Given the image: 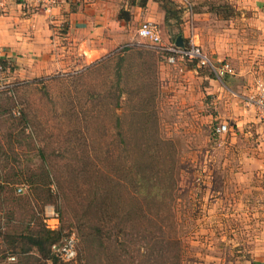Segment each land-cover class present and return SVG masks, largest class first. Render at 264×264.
Wrapping results in <instances>:
<instances>
[{"label":"rangeland","instance_id":"1","mask_svg":"<svg viewBox=\"0 0 264 264\" xmlns=\"http://www.w3.org/2000/svg\"><path fill=\"white\" fill-rule=\"evenodd\" d=\"M176 1L178 17L159 24L163 41L186 40L193 19L195 42L232 75L167 63L130 19V40L102 56L83 61L74 45L58 72L0 81V183L17 200L0 190V230L26 233L54 213L76 239V257L56 264H264V0ZM83 158L106 193L101 245L80 228L100 215L89 207L88 175L72 178ZM148 177L151 195L139 190ZM27 259L51 263L0 238V264Z\"/></svg>","mask_w":264,"mask_h":264},{"label":"crops","instance_id":"2","mask_svg":"<svg viewBox=\"0 0 264 264\" xmlns=\"http://www.w3.org/2000/svg\"><path fill=\"white\" fill-rule=\"evenodd\" d=\"M121 8L129 13L128 19L119 17ZM130 19L138 24L144 20L153 22L162 36L159 24H165V12L156 0H57L49 10L29 6L25 0H11L0 17V43L4 49L0 81L8 83L15 78L31 79L58 72L66 63L64 54L76 50L75 46L83 61H88L87 52L102 56L113 41L130 40L123 33ZM191 25L185 20L189 29L185 36H191L192 31L196 41L195 21Z\"/></svg>","mask_w":264,"mask_h":264},{"label":"trees","instance_id":"3","mask_svg":"<svg viewBox=\"0 0 264 264\" xmlns=\"http://www.w3.org/2000/svg\"><path fill=\"white\" fill-rule=\"evenodd\" d=\"M156 1L159 2L161 8L165 12V23H168V21L171 18L176 19L178 17L179 8L181 6L179 5V3L176 0H156ZM208 10L212 11L215 9L209 8ZM119 17L124 18V19H128L129 13L121 8L119 10ZM178 35H181V34L178 33L177 35L176 34L172 35L170 42L174 43L175 38ZM184 44L185 45L187 44V39L186 40L184 39ZM150 47L152 49H154V51L158 52L152 46H150ZM158 53H160V52H158ZM191 61H195L197 66H199V67H204V68L208 69V71L211 74H213V76H215L213 71L210 69V67L208 65H199L198 62L194 59ZM0 64H2L1 67L3 68L4 63L1 62ZM98 64H100V63L99 62L93 63L89 67L94 68ZM225 76H227V75H225ZM9 85L10 84H8V86ZM4 90L7 91L8 89L5 88ZM114 107L117 108L116 105H114ZM117 135H119V134H117ZM0 148H1V145H0ZM1 153H3V152H0V155H1ZM80 158H82V157H77L76 159H80ZM84 159L86 160V158H83L80 160L79 164L76 163L77 165H79V168L82 167L81 165L85 164ZM6 160H8V159H6ZM13 160L15 162H17L19 165L22 162V160L19 159L18 155H14ZM79 168L77 170H75L72 178L74 181H77L79 177L82 178V180H83L84 175H88L89 185H91V191L89 193L91 200L89 202V207H91L95 212L100 214L99 216H97L98 219L91 226L90 225L88 226L85 222L81 221L80 222V228L83 232L85 231V234L87 237H90L91 239H95V241L100 240L99 244L101 245L102 238H105V235H104V231H103L104 220H103V218H100V217L103 214V212H105V210L107 208V204H108L104 188L102 187L103 192L101 191V188H100L102 176H101V174L96 176V174H97L96 169H91L88 173L87 168H85V167H82L80 169ZM20 175L22 176L23 174H20ZM142 175H146V173H143ZM27 178L29 179L28 180L29 185L34 184L35 190L40 189V187H36L39 184V183H37V181H33V179H30L29 176H27ZM106 178H107V176L103 175V181H105ZM7 184H9V182ZM48 185L51 186V183L49 182ZM17 188L18 187L15 188L16 192H17ZM156 188H157L156 182L152 179V177L142 178V180L139 182V190L141 192H146V193L151 195V194H154V192L156 191ZM0 190H1V193L4 192L6 194L5 198H9L10 200L12 199L13 201H17L16 198L14 197V194L12 193V189L11 188L9 189L8 185L4 186L0 183ZM21 192H19V193H21ZM84 214H85L84 212H83V214H81V216H80L81 220L84 217ZM33 216H34L33 213H30V217L33 218ZM25 232L26 233H21L19 235H16V234L5 233L2 230H0V238L5 239L6 243H8V245H10L11 247H13L15 249L19 248L21 246L23 253H27V252H30V250L35 249V251L38 252L39 254H41L42 257H46L47 259H50V262H51L50 264H56V262L59 260L64 261L59 255H56L51 249V246L53 244L60 243L66 237L65 235L62 234V230L60 228H58V226L54 229H51L50 227L47 226V223L46 224L45 223L44 224L43 223H40V224L37 223L36 228L33 227L31 229V227H30ZM83 236H85L84 233H83ZM10 250H11V248H10ZM11 256H14V255H11ZM14 258H15V256H14ZM29 261H30V259H27L25 261V263L28 264Z\"/></svg>","mask_w":264,"mask_h":264},{"label":"built area","instance_id":"4","mask_svg":"<svg viewBox=\"0 0 264 264\" xmlns=\"http://www.w3.org/2000/svg\"><path fill=\"white\" fill-rule=\"evenodd\" d=\"M11 0H0V17L4 14V9L6 5ZM57 0H25L29 6H41L45 10H49ZM191 9V8H190ZM192 20H190V25ZM192 26V25H191ZM192 29V28H190ZM137 35L140 38L147 40L148 44L160 52L167 63L176 64L179 60H196L199 65H208L213 71L217 78L224 77L227 74H232L233 69L228 64V62L223 61L220 64H215L210 58L202 51L200 46L195 43L194 37L189 36L187 39V44H184V48L175 46L172 42H165L162 39L161 33L158 27L151 21L144 20L141 21L137 28ZM3 46L0 43V57L3 55ZM261 96L258 98V104L260 108L261 116L264 118V88L261 87ZM227 128L226 124H220L216 127L217 132H223ZM22 187L17 188V192H21ZM52 220V221H51ZM47 226L54 229L58 226V220L54 213L50 214V218L46 219ZM52 251L59 255L64 261H69L76 256V239L74 235L66 236L60 243L53 244L51 246ZM10 260H14V256L8 257ZM50 264V263H49Z\"/></svg>","mask_w":264,"mask_h":264},{"label":"water","instance_id":"5","mask_svg":"<svg viewBox=\"0 0 264 264\" xmlns=\"http://www.w3.org/2000/svg\"><path fill=\"white\" fill-rule=\"evenodd\" d=\"M175 46L184 48V39L182 35H178L174 41Z\"/></svg>","mask_w":264,"mask_h":264}]
</instances>
